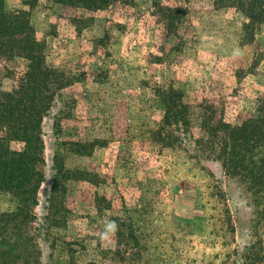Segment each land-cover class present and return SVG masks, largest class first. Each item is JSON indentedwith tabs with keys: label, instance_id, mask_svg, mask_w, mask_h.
Listing matches in <instances>:
<instances>
[{
	"label": "rangeland",
	"instance_id": "rangeland-1",
	"mask_svg": "<svg viewBox=\"0 0 264 264\" xmlns=\"http://www.w3.org/2000/svg\"><path fill=\"white\" fill-rule=\"evenodd\" d=\"M28 1L3 0L9 12L28 13L45 63L70 81L42 123L32 264H264V183L225 176L200 147L205 124L240 125L264 103V23L245 43L239 0H158L187 10L175 35L149 0L95 9ZM15 64L11 76L0 74V93L16 87L27 60ZM170 87L191 108V130L175 147L155 135L159 91ZM71 142L97 144L78 154ZM56 156L82 173L66 182L62 227L45 223ZM16 207L0 193V214ZM52 212L64 214L60 205ZM129 231L135 240L127 245Z\"/></svg>",
	"mask_w": 264,
	"mask_h": 264
},
{
	"label": "trees",
	"instance_id": "trees-1",
	"mask_svg": "<svg viewBox=\"0 0 264 264\" xmlns=\"http://www.w3.org/2000/svg\"><path fill=\"white\" fill-rule=\"evenodd\" d=\"M39 0H29L30 6ZM69 6L95 9L109 0H57ZM149 7L167 33L175 35L179 20L186 15L183 7H172L158 0H149ZM226 3V1H223ZM245 17L243 40L251 43L255 32L264 23V0H239ZM27 60L26 69L17 77L15 88L0 93V193H9L16 201L15 211L0 214V264H32L39 254V227L34 208L38 191L44 182L42 123L55 97L70 84L64 72L45 63L43 47L35 37V29L26 11L9 12L0 0V74L11 76L16 59ZM164 113L155 135L162 146H179L191 130V108L184 102L183 93L170 87L159 91ZM58 133L59 120L55 118ZM207 138L201 148L209 152L231 179L255 185L264 183V157L259 149L264 146V103L257 115L240 125L223 120L203 126ZM12 142L21 144L13 149ZM71 151L89 154L97 143L71 142ZM55 176L50 188L45 223L62 227L66 224V182L82 173L67 169L60 156L54 158ZM60 205L64 214L54 218L53 209ZM36 231V232H34ZM38 234V235H37ZM135 238L129 231L126 244Z\"/></svg>",
	"mask_w": 264,
	"mask_h": 264
}]
</instances>
